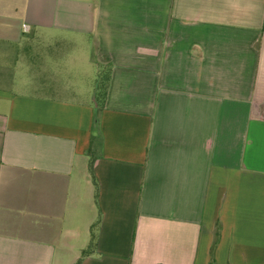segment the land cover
Returning <instances> with one entry per match:
<instances>
[{
    "label": "crops",
    "instance_id": "0c3cea01",
    "mask_svg": "<svg viewBox=\"0 0 264 264\" xmlns=\"http://www.w3.org/2000/svg\"><path fill=\"white\" fill-rule=\"evenodd\" d=\"M96 223L81 264H264V0H0V264Z\"/></svg>",
    "mask_w": 264,
    "mask_h": 264
},
{
    "label": "trees",
    "instance_id": "16d2710c",
    "mask_svg": "<svg viewBox=\"0 0 264 264\" xmlns=\"http://www.w3.org/2000/svg\"><path fill=\"white\" fill-rule=\"evenodd\" d=\"M105 77H107V73L106 75L103 74V72L100 73V76H98V81H97V86H96V91L99 93L101 91H103V89H105L106 87V80ZM92 164H93V158L92 156L89 157V170L91 172L92 169ZM94 187L96 188V182L92 179ZM97 225V223L95 225H93L91 227V231H90V242L88 244V246L86 247V249L82 250L80 257L78 258V260L75 262V264H81L82 259L87 256L90 255L94 252V249L96 247V234H95V226ZM219 233H220V228L217 227L214 231V236H213V240H212V244L210 247V264H217L215 262L214 259V250L215 247L218 243V238H219Z\"/></svg>",
    "mask_w": 264,
    "mask_h": 264
},
{
    "label": "rangeland",
    "instance_id": "374dc122",
    "mask_svg": "<svg viewBox=\"0 0 264 264\" xmlns=\"http://www.w3.org/2000/svg\"><path fill=\"white\" fill-rule=\"evenodd\" d=\"M49 46H51V47H49ZM54 48H56V45H54L52 42H50V40L48 38H45V40L43 42H41L40 44L35 42V45L33 46L32 51H35L34 52L35 54L41 53L42 55L49 57V56H52L51 51H53ZM35 57L37 58V56H35ZM36 63L38 64L39 62H36ZM20 77H21V75H20ZM95 77H96V84L95 85L97 86V81H98L97 73H96ZM18 79H21V78H18ZM15 88L20 90V91H23V89H24L22 86H19V85L16 86Z\"/></svg>",
    "mask_w": 264,
    "mask_h": 264
}]
</instances>
